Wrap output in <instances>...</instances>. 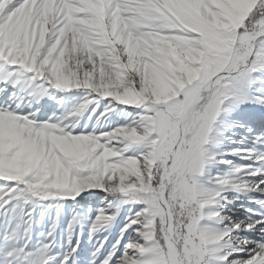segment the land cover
I'll return each instance as SVG.
<instances>
[{"label":"snow or ice","instance_id":"1","mask_svg":"<svg viewBox=\"0 0 264 264\" xmlns=\"http://www.w3.org/2000/svg\"><path fill=\"white\" fill-rule=\"evenodd\" d=\"M0 264H264V0H0Z\"/></svg>","mask_w":264,"mask_h":264}]
</instances>
